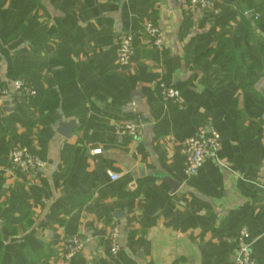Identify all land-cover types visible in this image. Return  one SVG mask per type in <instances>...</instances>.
Returning a JSON list of instances; mask_svg holds the SVG:
<instances>
[{"label": "crops", "instance_id": "0c3cea01", "mask_svg": "<svg viewBox=\"0 0 264 264\" xmlns=\"http://www.w3.org/2000/svg\"><path fill=\"white\" fill-rule=\"evenodd\" d=\"M35 2L10 35L26 4L0 0V84L10 90L0 96V264H236L242 229L253 264H264V21L253 20L264 19V0H220L214 11H188V0ZM125 35L128 68L117 63ZM18 77L44 96L14 93ZM136 118L141 134L122 138L118 124ZM70 122L61 137L56 124ZM209 129L220 148L187 176L183 142ZM16 145L41 158L39 173L13 171ZM72 237L82 248L67 259Z\"/></svg>", "mask_w": 264, "mask_h": 264}, {"label": "built area", "instance_id": "2783aa9c", "mask_svg": "<svg viewBox=\"0 0 264 264\" xmlns=\"http://www.w3.org/2000/svg\"><path fill=\"white\" fill-rule=\"evenodd\" d=\"M220 0H188L186 9L188 11L210 10L214 11ZM145 34L150 38L153 48H159L162 44V36L156 26L147 24L144 27ZM134 43L131 35H125L120 38L117 45V63L122 68H128L134 56ZM14 93H23L28 97L36 96L33 88L28 86L22 80H16L12 84ZM162 97L165 101L177 103L178 98L176 92L172 88H160ZM10 95V90L0 88V96ZM143 122L141 118L130 121H124L118 124L117 130L122 138L135 139L141 134ZM220 148V141L217 132L209 129L208 132L202 130L198 135L192 136L183 142L184 149V174L193 176L197 173L201 164L209 158L215 156ZM101 150H93L90 152L92 156H97ZM8 162L13 171L23 177H32L39 173L44 167V162L27 146H14L8 156ZM111 181L117 180L119 176L109 174ZM264 190V187H263ZM119 231L116 228L111 229L108 242L109 254L111 257L117 256L119 252ZM236 245V264H253L251 254V242L245 230H239L235 235ZM82 248V242L78 237L68 239L64 244V254L67 259L77 254Z\"/></svg>", "mask_w": 264, "mask_h": 264}, {"label": "trees", "instance_id": "16d2710c", "mask_svg": "<svg viewBox=\"0 0 264 264\" xmlns=\"http://www.w3.org/2000/svg\"><path fill=\"white\" fill-rule=\"evenodd\" d=\"M23 1L25 2L26 7H25L24 13L22 15L21 21H20L19 25L11 32L10 35L15 34L17 31H19V29L22 27L24 20L27 17V15L29 13H31L33 11V9L35 8V3H36L35 0H23ZM253 18H254L253 20H254L255 26L261 25L264 21L263 17L258 13L253 14ZM251 34H252L253 39H257V38H255V36L252 32H251ZM257 42H259V41L257 40ZM150 45H151V41H150ZM16 80L24 81L28 86L33 88L36 95L44 96L45 92H44L43 88L36 81L29 79V78H22V77H18L14 81H16ZM0 88H5V87H4V85L0 84ZM47 95L51 96L53 101L57 102V96L55 93L48 92ZM30 210H31V207L27 208L15 222L6 223V226L11 227V226L21 224L30 216Z\"/></svg>", "mask_w": 264, "mask_h": 264}, {"label": "water", "instance_id": "95a60500", "mask_svg": "<svg viewBox=\"0 0 264 264\" xmlns=\"http://www.w3.org/2000/svg\"><path fill=\"white\" fill-rule=\"evenodd\" d=\"M262 95L264 96V90L262 92ZM73 127H74V123L73 122H70V123L65 124V125H62V124H59V123L56 124L57 133L63 138H70L71 133L73 131ZM163 181L165 183H167L170 186L171 189H176L177 186H178L177 183H174L172 180H170L168 178H165Z\"/></svg>", "mask_w": 264, "mask_h": 264}]
</instances>
